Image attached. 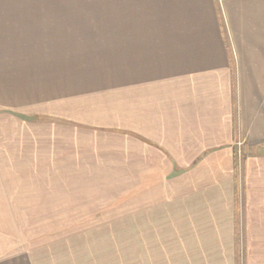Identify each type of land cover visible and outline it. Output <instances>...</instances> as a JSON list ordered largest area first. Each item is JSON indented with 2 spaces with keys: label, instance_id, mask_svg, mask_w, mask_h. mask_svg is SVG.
<instances>
[{
  "label": "crops",
  "instance_id": "obj_1",
  "mask_svg": "<svg viewBox=\"0 0 264 264\" xmlns=\"http://www.w3.org/2000/svg\"><path fill=\"white\" fill-rule=\"evenodd\" d=\"M10 115L129 170L130 264H264V0H0Z\"/></svg>",
  "mask_w": 264,
  "mask_h": 264
},
{
  "label": "rangeland",
  "instance_id": "obj_2",
  "mask_svg": "<svg viewBox=\"0 0 264 264\" xmlns=\"http://www.w3.org/2000/svg\"><path fill=\"white\" fill-rule=\"evenodd\" d=\"M66 126L0 119V264H130L129 170L68 168L80 153ZM44 129L68 133L73 152H56L54 162L52 152H34ZM236 156L243 160V145ZM34 164L45 167L26 168Z\"/></svg>",
  "mask_w": 264,
  "mask_h": 264
},
{
  "label": "built area",
  "instance_id": "obj_3",
  "mask_svg": "<svg viewBox=\"0 0 264 264\" xmlns=\"http://www.w3.org/2000/svg\"><path fill=\"white\" fill-rule=\"evenodd\" d=\"M238 147H239V148H238L239 151H237V153H236L237 155H238V152H240V149L242 148V144H241V143L238 144ZM240 155H241V154H240ZM237 158H238V160L242 161V160H241V156H240V157L238 156Z\"/></svg>",
  "mask_w": 264,
  "mask_h": 264
}]
</instances>
